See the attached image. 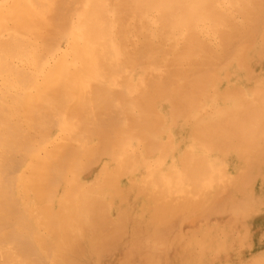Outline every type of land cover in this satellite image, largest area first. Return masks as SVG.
Returning a JSON list of instances; mask_svg holds the SVG:
<instances>
[{"label":"bare ground","instance_id":"bare-ground-1","mask_svg":"<svg viewBox=\"0 0 264 264\" xmlns=\"http://www.w3.org/2000/svg\"><path fill=\"white\" fill-rule=\"evenodd\" d=\"M262 215L264 0H0V264H264Z\"/></svg>","mask_w":264,"mask_h":264},{"label":"rangeland","instance_id":"rangeland-1","mask_svg":"<svg viewBox=\"0 0 264 264\" xmlns=\"http://www.w3.org/2000/svg\"><path fill=\"white\" fill-rule=\"evenodd\" d=\"M164 105V108H162V106ZM168 107L165 105V104H160V109H162V111L166 112L167 113V109ZM163 112V113H164ZM166 129L168 130V134H166V137L165 139H168V138H171L172 136L175 135L176 133V128L174 126H169V124L167 123L166 124ZM174 154H177V151L174 152ZM221 170H224V168H221ZM89 177V178H88ZM85 181L87 183L90 182L92 176H88ZM264 216V215H262ZM229 234L231 235H228V238L230 239H233V244L232 246H230L228 249L229 252H234V254H237L236 250L238 248H241V250H245V254L247 256H253V259L254 257V253L255 254H258L256 256V258H260V257H263L264 255V220L262 218H256L252 221V223L250 224V231L248 233V238L246 239V241H242L243 244H240L239 240L241 241V239H237L238 238V233L237 231H229ZM234 236V237H233ZM233 237V238H232ZM249 244V246H248ZM241 245H245L244 247L241 246ZM231 248V249H230ZM115 250V251H114ZM113 253L112 254H109L107 256V258L104 260V264H117V259L121 256L118 249L116 247L113 248ZM113 258H112V257ZM264 259V257H263ZM111 260V261H110ZM140 260V258H139ZM171 262L170 264H191L189 262L188 259L184 260L180 254L178 253H174L172 252L171 253V258H170ZM174 260V261H173ZM176 260V261H175ZM182 260V262H181Z\"/></svg>","mask_w":264,"mask_h":264}]
</instances>
